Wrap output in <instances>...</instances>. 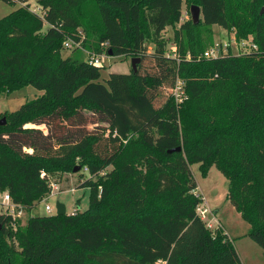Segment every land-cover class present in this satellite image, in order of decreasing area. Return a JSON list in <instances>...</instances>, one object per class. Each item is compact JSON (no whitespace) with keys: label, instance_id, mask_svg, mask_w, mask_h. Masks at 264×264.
<instances>
[{"label":"trees","instance_id":"trees-1","mask_svg":"<svg viewBox=\"0 0 264 264\" xmlns=\"http://www.w3.org/2000/svg\"><path fill=\"white\" fill-rule=\"evenodd\" d=\"M35 1L43 15L19 5L0 19V95L43 91L0 125V191L32 211L52 191L50 173L79 165L82 178L85 168L91 175L79 184L90 188V205L33 215L21 230L0 214V234L11 241V255L0 243V264H243L225 230L208 228L198 213L194 163L204 175L212 166L225 175L227 199L264 249V0H199L200 23L259 45L211 59L198 57L200 34L186 47L200 25L181 22L187 0ZM168 27L177 56L167 49ZM79 30L86 50L101 53L107 43L113 56L141 57L138 71L102 80L103 67L84 50L64 57V42L80 39ZM178 78L182 102L173 93ZM85 109L109 122L108 137H58Z\"/></svg>","mask_w":264,"mask_h":264},{"label":"rangeland","instance_id":"rangeland-1","mask_svg":"<svg viewBox=\"0 0 264 264\" xmlns=\"http://www.w3.org/2000/svg\"><path fill=\"white\" fill-rule=\"evenodd\" d=\"M199 0H187L184 3L182 12V21L191 20V7L197 5ZM21 3L18 1L15 3L8 2L5 0H0V19L8 16L13 10H15ZM33 9L40 8L41 6L37 4L36 1L32 2ZM41 11V10H40ZM44 14V11L40 12ZM181 22L178 24L180 26ZM200 34L202 41L205 45L204 52L199 53L198 57H204V53L210 50L215 44L221 41L227 42L231 40V33L226 31L223 27L219 25H213V27L206 26L203 21L200 23L198 28H194L190 34L186 35V47L187 49L190 44V39ZM168 44V52L173 53L174 42V28L168 27L164 33ZM232 48L237 50V46L232 42ZM154 43L149 44V51L154 50ZM62 55L76 56L73 54L72 50H62ZM88 55L83 53V58L86 59ZM133 56H112L105 57L102 60V80L107 78L110 73H130L132 70ZM150 65V63H148ZM182 79V78H181ZM183 80V79H182ZM43 94L42 90L34 86H26L20 90H16L11 94L0 95V118L7 117L13 111L20 108L22 104L29 100H34ZM28 127H37L48 133L49 128L46 125H34L32 123L27 124ZM108 127L109 122L105 120L103 115L100 113L92 112L90 110H82L76 118H72L66 124V128H58V137H66L69 140L77 138L88 133H95L98 135H104L108 137ZM57 129V128H56ZM55 130V127H54ZM101 144L107 143L106 139H102ZM79 164V159L77 160V165ZM112 166H107L98 175H102L105 171L111 170ZM193 174L196 178L197 184L200 187L202 194L205 195L203 202L200 205L199 212L204 217L207 223L213 225V229H216L218 224H222V228L233 240L237 252L240 255L243 264H264V249L258 245L250 236V224L244 220L241 214L236 210V208L227 199L228 192V180L225 175L216 167L212 166L206 175L203 174L200 164L194 163L191 166ZM84 174L83 178L81 174L75 171H63L61 169L55 170L49 175V179L53 184H56L58 190H53L52 194L47 197L48 203L51 204L53 210L48 213L45 210L46 201L39 202L32 211L25 210L22 213L20 222L18 224H13L15 229L21 230L25 227L28 219L33 215H53L57 214V204L63 203L66 206L67 213H81L89 208L91 190L88 187H79L80 182L89 178L91 175L89 171L85 169L82 170ZM94 180L97 176H92ZM198 189L197 192L199 193ZM200 194V193H199ZM201 194V195H202ZM202 197H204L202 195ZM203 210V212H202ZM4 213V208L0 204V214ZM19 225V226H18ZM0 243L4 245V250L6 253L10 254L11 241L7 237L0 234Z\"/></svg>","mask_w":264,"mask_h":264},{"label":"built area","instance_id":"built-area-1","mask_svg":"<svg viewBox=\"0 0 264 264\" xmlns=\"http://www.w3.org/2000/svg\"><path fill=\"white\" fill-rule=\"evenodd\" d=\"M16 1L21 3V5H29L30 10L37 12L39 14H41L40 12L44 11L42 7H40L39 9L38 8L33 9L32 2L35 0H16ZM41 15H43V14H41ZM225 30L228 31L229 33H231V35H232L231 40L227 41V42L221 41L220 43L215 44V46L212 47L210 50L205 51L204 57H206L208 59L218 58V57H221L225 54H228L229 52H232L233 54H236V55H243V54H247L249 52L259 50V45L253 40L252 36H249L248 38H244V39H237L235 30H232V31H229L227 29H225ZM77 35L80 37V39H76L74 37L73 38L68 37L66 39V41L64 42L63 50H65V49L74 50L76 48L84 50L85 53L88 55L86 60L92 65H102V60L105 57H112L113 56L107 50L108 49L107 43L103 44L104 50L101 53H95V52H91L89 50H86L82 44V42L85 38L84 32L82 30H79ZM231 41L235 43V45L237 46V50H234L232 48ZM172 51H173V53L169 52V54L172 56H177L176 55L177 47L175 45H173ZM184 85H185L184 81L181 78H178L176 87L174 88V91H173L174 96L178 102H182L185 98H187ZM85 170L87 171L88 168H85ZM53 190H58V187L56 184L52 185V191ZM52 191L49 192L47 195H45L42 199V201H46L45 210L48 213H51L53 210L51 204H49L48 200H47V197L52 194ZM0 204L4 208L3 214L10 215L15 220V221H13V224H15L17 222L16 219H18V217L22 216V213L24 211V207L20 204L15 203L12 196L10 195V193L8 191H0ZM199 208H200V206L198 207V213L202 217V215L199 212ZM202 212H203V210H202ZM202 219L205 220L204 217H202ZM207 227L214 230L213 229L214 227L211 223H207ZM217 227H222V225L218 224Z\"/></svg>","mask_w":264,"mask_h":264},{"label":"water","instance_id":"water-1","mask_svg":"<svg viewBox=\"0 0 264 264\" xmlns=\"http://www.w3.org/2000/svg\"><path fill=\"white\" fill-rule=\"evenodd\" d=\"M261 13L263 14L264 13V7H262L261 9ZM191 15H192V19H193V22L195 24H198L200 23L203 15H202V8L200 5H193L191 7ZM109 53L112 55V50H109ZM141 62V57H132V61H131V65H132V69L134 71H138V64ZM7 122L6 120V117H3L1 120H0V125H5ZM174 150H182V147H178ZM81 166H76L74 171L77 172L78 170H80ZM67 213V210H66V206L65 204L63 203H58L57 204V214H65Z\"/></svg>","mask_w":264,"mask_h":264},{"label":"crops","instance_id":"crops-1","mask_svg":"<svg viewBox=\"0 0 264 264\" xmlns=\"http://www.w3.org/2000/svg\"><path fill=\"white\" fill-rule=\"evenodd\" d=\"M184 3H185V2H184ZM183 6H184V4H183ZM199 190H200V187L198 186V191H199ZM199 193L202 194L201 191H199ZM202 195L204 196L203 198H205V195H204V194H202ZM221 225H222V224H221ZM222 227H223V226H222ZM228 236H229V234H228ZM229 237H230V236H229ZM230 238H231V237H230Z\"/></svg>","mask_w":264,"mask_h":264}]
</instances>
